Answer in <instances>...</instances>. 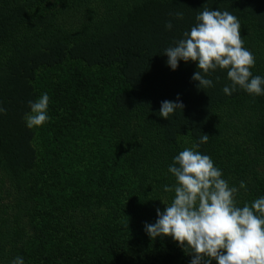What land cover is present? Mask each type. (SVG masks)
Listing matches in <instances>:
<instances>
[{
	"label": "trees",
	"instance_id": "1",
	"mask_svg": "<svg viewBox=\"0 0 264 264\" xmlns=\"http://www.w3.org/2000/svg\"><path fill=\"white\" fill-rule=\"evenodd\" d=\"M205 7L239 19L264 77V0H0V264H191L145 223L172 202L174 157L205 133L197 150L238 205L264 197V95L225 94L222 69L199 89L197 62L173 70L163 55ZM44 93L50 119L29 128ZM178 96L184 109L160 116Z\"/></svg>",
	"mask_w": 264,
	"mask_h": 264
},
{
	"label": "clouds",
	"instance_id": "2",
	"mask_svg": "<svg viewBox=\"0 0 264 264\" xmlns=\"http://www.w3.org/2000/svg\"><path fill=\"white\" fill-rule=\"evenodd\" d=\"M177 19L184 13L177 11ZM196 24L183 38L173 42L164 50L167 65L176 70L181 60L197 62L198 71L192 79L198 81V88L213 87L208 78L217 69L227 70L230 86L223 88L231 95L241 88L251 95H264V77L253 75L255 56L244 47L239 19L229 11L204 10L197 14ZM172 21L166 28H172ZM219 80V77H216ZM179 101V96L177 97ZM50 97L42 94L36 101H28L31 111L25 114L27 127L42 126L48 122ZM182 101L161 102L159 115L168 119L177 109H184ZM7 110L0 107V113ZM204 134L199 143L185 148L174 157L168 171L176 183L164 186L165 192H174L171 203L157 208L155 223H145L146 233L154 240L157 237H171L187 254L192 256L191 264H264V197L251 204L239 206L236 200L238 188L230 186L209 155L197 149L207 143ZM240 187H245L241 181ZM190 249V251H188ZM11 264H25L17 256Z\"/></svg>",
	"mask_w": 264,
	"mask_h": 264
}]
</instances>
